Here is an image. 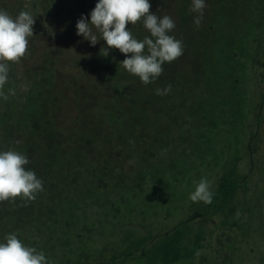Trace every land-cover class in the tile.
Returning a JSON list of instances; mask_svg holds the SVG:
<instances>
[{
	"label": "trees",
	"instance_id": "obj_1",
	"mask_svg": "<svg viewBox=\"0 0 264 264\" xmlns=\"http://www.w3.org/2000/svg\"><path fill=\"white\" fill-rule=\"evenodd\" d=\"M15 1L5 11L35 22L0 93V151L27 156L44 190L0 202V242L15 233L49 264H205L264 225V0H206L199 26L191 0H150L183 54L148 85L77 35L98 0ZM193 179L211 204L190 200Z\"/></svg>",
	"mask_w": 264,
	"mask_h": 264
},
{
	"label": "clouds",
	"instance_id": "obj_2",
	"mask_svg": "<svg viewBox=\"0 0 264 264\" xmlns=\"http://www.w3.org/2000/svg\"><path fill=\"white\" fill-rule=\"evenodd\" d=\"M191 4L190 11L197 14L194 24L199 26L206 0H191ZM150 8V0H98L89 14L90 20L81 16L77 21V35L91 46L103 40L106 47L101 48L100 55L104 57L109 55V50L118 49L125 55L120 66L148 85L162 75L165 63L183 54L182 42L170 35L175 28L174 20L168 15L152 13ZM34 22L29 11H21L13 18L0 9V90L8 83L10 63L25 56ZM138 22L148 33L143 39L133 36L132 28H126ZM170 91L169 85L163 90L157 89L156 94L163 96ZM28 164L27 156L15 150L0 151V202L16 197L34 200L44 190L35 172L25 167ZM210 189V182L201 179L189 198L194 203L211 204ZM0 264H49V260L43 251L26 246L15 233H10L0 242Z\"/></svg>",
	"mask_w": 264,
	"mask_h": 264
},
{
	"label": "rangeland",
	"instance_id": "obj_3",
	"mask_svg": "<svg viewBox=\"0 0 264 264\" xmlns=\"http://www.w3.org/2000/svg\"><path fill=\"white\" fill-rule=\"evenodd\" d=\"M35 2V0H33ZM86 1V0H85ZM15 0H0V9L6 10L7 6H11L15 3ZM82 4L84 3L83 0H81ZM98 1H91L89 8H95V5ZM40 1H38L39 5ZM74 3V2H73ZM72 3V5H73ZM7 5V6H6ZM83 6V5H82ZM84 8V6H83ZM71 20V19H70ZM10 74L14 76L18 75L17 67L16 66H10ZM261 88H264V82L261 85ZM0 93L3 94L0 90ZM254 96H258V94H254ZM3 100H1L2 102ZM262 141L264 142V131L261 134ZM201 177V176H200ZM199 177V178H200ZM198 179H193V181L198 184L196 181ZM200 181V180H199ZM188 190V189H186ZM183 217V216H182ZM251 228L250 235L249 236H239L236 238L235 233L232 231V238L233 242H230L228 244H221L216 240L215 243L212 244L213 247L218 248L219 251L214 255L217 259H222L224 256L229 255L231 261H229L228 264H264V225H261L259 216L256 215L253 218L250 219ZM242 235H246V231L241 233ZM236 240V241H235ZM213 249L210 250L209 246L206 250H203L202 252L208 253L210 257H208L207 262L205 264H227L226 262L216 261V259L211 257ZM221 250V251H220ZM225 253V254H223ZM210 258V259H209ZM214 260V261H212ZM198 259L196 260V262Z\"/></svg>",
	"mask_w": 264,
	"mask_h": 264
}]
</instances>
